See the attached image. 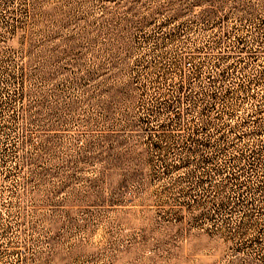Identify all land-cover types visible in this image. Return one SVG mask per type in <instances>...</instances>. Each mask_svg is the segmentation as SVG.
<instances>
[{
	"label": "rangeland",
	"instance_id": "374dc122",
	"mask_svg": "<svg viewBox=\"0 0 264 264\" xmlns=\"http://www.w3.org/2000/svg\"><path fill=\"white\" fill-rule=\"evenodd\" d=\"M0 264H264V0H0Z\"/></svg>",
	"mask_w": 264,
	"mask_h": 264
}]
</instances>
